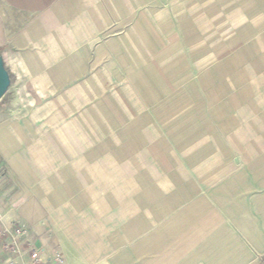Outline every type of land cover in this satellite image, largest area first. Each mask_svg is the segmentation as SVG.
<instances>
[{"label":"crops","instance_id":"obj_1","mask_svg":"<svg viewBox=\"0 0 264 264\" xmlns=\"http://www.w3.org/2000/svg\"><path fill=\"white\" fill-rule=\"evenodd\" d=\"M0 58V264H264V0H0Z\"/></svg>","mask_w":264,"mask_h":264},{"label":"built area","instance_id":"obj_2","mask_svg":"<svg viewBox=\"0 0 264 264\" xmlns=\"http://www.w3.org/2000/svg\"><path fill=\"white\" fill-rule=\"evenodd\" d=\"M8 235L9 240L6 243V249L15 256H18L23 250V244L27 242L30 228L25 223L15 220L11 223L10 229L6 228L3 232ZM33 264H68L67 259L60 250H56L53 255H43V251L37 247H31Z\"/></svg>","mask_w":264,"mask_h":264},{"label":"water","instance_id":"obj_3","mask_svg":"<svg viewBox=\"0 0 264 264\" xmlns=\"http://www.w3.org/2000/svg\"><path fill=\"white\" fill-rule=\"evenodd\" d=\"M9 86V77L4 69L2 59L0 58V98L5 94Z\"/></svg>","mask_w":264,"mask_h":264}]
</instances>
